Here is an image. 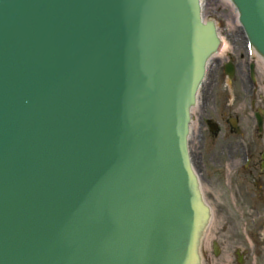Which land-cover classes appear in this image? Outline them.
<instances>
[{
    "label": "water",
    "instance_id": "1",
    "mask_svg": "<svg viewBox=\"0 0 264 264\" xmlns=\"http://www.w3.org/2000/svg\"><path fill=\"white\" fill-rule=\"evenodd\" d=\"M234 2L264 56V0ZM219 44L198 0H0V264L200 263L186 138Z\"/></svg>",
    "mask_w": 264,
    "mask_h": 264
},
{
    "label": "rangeland",
    "instance_id": "2",
    "mask_svg": "<svg viewBox=\"0 0 264 264\" xmlns=\"http://www.w3.org/2000/svg\"><path fill=\"white\" fill-rule=\"evenodd\" d=\"M203 14L206 18L208 15H212L228 49L224 54H221V57H215L209 63L206 81L199 93V106L193 113L195 129L190 138L192 162L195 170L201 177L204 196L212 206L213 212V222L207 237V248L206 250L203 249L202 253H204L205 257L206 255L209 256L208 254L212 250L213 239H215L218 245V250L223 249V247L220 248V245L222 246L220 243L221 241L223 245L226 246V250H250V245L255 243L254 249L257 253V251L261 252L264 250V228L261 227L260 233L255 234L256 239L252 238L250 235L248 237L246 223L250 220L251 210L246 204L247 194L239 193L238 196L240 201L236 200L231 190L227 187L228 168L231 166L232 170H235L243 158V149L246 146V144H241L243 136L236 137L238 153L235 158L227 154L226 149L224 154L225 157L221 158L220 161H216L211 151L208 152L207 155L205 152L204 158L207 159L209 157V162H204L207 170L203 173L199 167L200 151L212 150L216 141H223L220 135L215 138L212 133H209L208 127L205 124L206 119L211 117L216 119L218 123L220 119L217 120V113L220 116L222 115L221 119H225L228 116L242 115L241 122H247L243 118L245 111H247L246 106H248V102L244 97L246 96L248 99L247 95L251 93L250 82L245 75L243 65L246 61L244 39L240 27L234 22V12L231 6L223 0H203ZM230 56L232 57V61H234V75L232 78H228L222 71L223 65L230 60ZM254 62L258 70L256 81L263 90L255 92L262 97V109H264V70L259 66V64H261L260 61L255 58ZM241 66L242 69L240 70ZM204 99H209L208 103L205 104L206 101H204ZM249 118L250 116L248 115V121ZM226 123L227 120L222 121L223 126ZM242 123V126H249L248 122ZM230 139L231 138L228 140ZM251 140L253 143L257 141V151L264 150V131L260 137L257 135V139L255 137L254 139L251 138ZM254 154H256L255 151ZM205 159L203 160L205 161ZM210 160L213 162H210ZM242 171H245V169ZM218 192L221 195H219ZM243 196H245V199L242 198ZM250 202L253 204L251 200ZM260 236L263 238H260ZM259 245L260 248H258ZM248 257L249 264H251V259L252 262L253 260H258L255 259V255H252L251 258L250 256ZM216 260V264L226 263L223 254Z\"/></svg>",
    "mask_w": 264,
    "mask_h": 264
},
{
    "label": "flooded vegetation",
    "instance_id": "3",
    "mask_svg": "<svg viewBox=\"0 0 264 264\" xmlns=\"http://www.w3.org/2000/svg\"><path fill=\"white\" fill-rule=\"evenodd\" d=\"M241 130V129H240ZM220 129L218 130V132ZM218 132L216 135H218ZM243 134L247 133L246 127H243ZM237 133H241V131L237 132L234 129H229V134L237 135ZM229 138H224L221 142L222 144H217L216 150L212 153V156L216 158V161H220L221 158L225 157V149L227 154L231 153L233 150L236 149L235 143H225L226 140ZM225 143V144H224ZM251 160L250 165L248 167L247 174L243 176L236 177L235 180L230 179V183L234 184V189L239 190L240 188H244L246 192L251 193V197L253 196L255 199L259 201L262 205H264L263 198L261 197V189L264 187V179L258 173H260L261 162L259 156V151H257L256 147L251 146ZM254 151L256 154H254ZM228 156V155H227ZM232 157V156H231Z\"/></svg>",
    "mask_w": 264,
    "mask_h": 264
},
{
    "label": "bare ground",
    "instance_id": "4",
    "mask_svg": "<svg viewBox=\"0 0 264 264\" xmlns=\"http://www.w3.org/2000/svg\"><path fill=\"white\" fill-rule=\"evenodd\" d=\"M223 1H225L229 6H231V4H230V1L229 0H223ZM231 9L233 10V12H234V22H236L237 23V21H236V19H237V13H236V11H235V9L231 6ZM228 49V46H227V44L224 42V40L222 39V44H221V47L219 48V51L218 52H216L215 53V57H221V54H224V52H226V50ZM258 56V55H257ZM258 58L262 61V63H263V59L260 57V56H258ZM245 66V65H244ZM245 68V67H244ZM242 69V66L240 67V70ZM246 69V68H245ZM198 108V104H197V106H195V107H193V109H192V113H194L195 112V110ZM194 122H192L191 124H190V130H192V133L194 132ZM205 241V240H204Z\"/></svg>",
    "mask_w": 264,
    "mask_h": 264
}]
</instances>
